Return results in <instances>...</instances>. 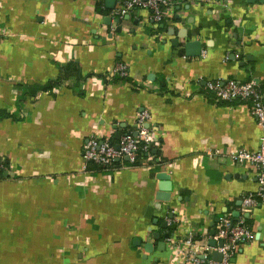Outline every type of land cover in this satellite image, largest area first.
I'll list each match as a JSON object with an SVG mask.
<instances>
[{"label": "crops", "instance_id": "obj_1", "mask_svg": "<svg viewBox=\"0 0 264 264\" xmlns=\"http://www.w3.org/2000/svg\"><path fill=\"white\" fill-rule=\"evenodd\" d=\"M116 8L0 0V264H185V235L208 246L237 212L254 241L229 264H264V206L242 213L256 172L231 159L257 151L263 131L246 104L206 90L264 88V0H172L162 24L131 9L107 25ZM187 42L201 54L187 55ZM119 63L129 81L108 77ZM143 111L153 145L141 164L87 172L85 143L135 135Z\"/></svg>", "mask_w": 264, "mask_h": 264}, {"label": "built area", "instance_id": "obj_2", "mask_svg": "<svg viewBox=\"0 0 264 264\" xmlns=\"http://www.w3.org/2000/svg\"><path fill=\"white\" fill-rule=\"evenodd\" d=\"M171 6L170 0H117V8L113 12V16L121 18L131 9L147 10L150 12L153 22L160 24L168 16ZM116 74L128 76L126 66L122 63L116 64L110 75ZM206 87V90L212 93L217 101L251 102L250 113L263 131L259 139V147L255 152L238 149L231 153V159L238 165L248 167L256 172L258 190L243 197L242 213L249 212L258 205L264 206V103L262 102L264 94L252 81L239 83L229 80L223 85L208 83ZM149 118L150 114L147 111L141 112L137 117L135 135L132 133L122 135L116 144L118 149L107 137H91L82 149L84 169L90 172L88 170L89 163L102 167H109L116 161L122 164L123 162L134 164L140 153L148 155L153 145V137L146 127ZM232 221L231 218H225L218 224L213 240L216 243L220 240L223 241L220 248L202 245L194 233L188 232L183 241L186 248L183 259L185 264H229L241 243L254 241V233L245 225L242 214L236 221ZM213 252L221 255L222 258L219 262L211 258Z\"/></svg>", "mask_w": 264, "mask_h": 264}, {"label": "water", "instance_id": "obj_3", "mask_svg": "<svg viewBox=\"0 0 264 264\" xmlns=\"http://www.w3.org/2000/svg\"><path fill=\"white\" fill-rule=\"evenodd\" d=\"M250 3H254L255 0H248ZM105 5H106V9L112 11L114 10L115 8V5H116V0H105ZM122 20V18H119V17H115V18H110V17H106L104 19V23H106L107 25H110L112 21H114L115 23H119L120 21ZM119 30V29H118ZM184 36V34H182ZM194 49L195 51H190V49ZM184 49L186 50V53L187 55L189 56H192V57H197L201 54V51H202V46L200 45V43L198 42H187L184 46ZM121 138V134L118 133L116 135V140L119 141ZM116 149H118V145L115 146ZM118 162V161H116ZM157 180L160 182V185H159V193L157 195V199L159 201H164V202H167L169 201L170 199V193L172 192V184L170 183V180H169V177L168 175L164 174V173H160L157 175ZM240 216V213H235L234 214V219L232 222L236 221V219ZM244 217H248L247 214L244 215ZM162 229H167V224L164 223L162 224ZM173 228V227H172ZM211 235L213 236L214 233H211ZM154 239L155 240H158L160 239V235L159 234H154ZM164 238L167 239L168 238V235H164ZM223 245V241L220 240L218 241L217 243L211 239L209 242H208V246L211 247V248H214L215 246L217 247H222ZM151 245H147L146 246V249L150 248ZM158 248L159 250H162L164 248V242H160L158 244ZM212 258L214 261H217L219 262L221 260V255L217 252H213L212 254ZM230 262H234L233 259L230 260Z\"/></svg>", "mask_w": 264, "mask_h": 264}, {"label": "trees", "instance_id": "obj_4", "mask_svg": "<svg viewBox=\"0 0 264 264\" xmlns=\"http://www.w3.org/2000/svg\"><path fill=\"white\" fill-rule=\"evenodd\" d=\"M170 2L172 3V0H170ZM96 12L98 14H100V15H106V14L109 13L106 10V8H105V0H97L96 1ZM163 21L160 24H162ZM108 77L109 78H112L115 81H117V80H119V81H129L130 80L128 76H122V75H119V74H116V75H108ZM258 90L262 94H264V88L263 87H259L258 86ZM208 93L213 97V99L215 101H217L212 93H210V92H208ZM220 102L221 103L238 102V103L246 104L249 108L251 106V102L250 101L249 102H244V101H241V100H233V101H220ZM262 102L264 103V97L262 99ZM145 155H146V153H140L139 156H138V159H137L136 163H134V164H130L128 162H123V164L122 163H118V162H114L109 167H102V166L96 165L94 163H89L88 170L90 172H92L93 174H95L97 172H105V173L113 172L114 170L120 169L122 166H126V167H138L141 164V162L143 161V159L145 158ZM244 222H245V225L251 230L250 223L248 222V220L245 219Z\"/></svg>", "mask_w": 264, "mask_h": 264}]
</instances>
